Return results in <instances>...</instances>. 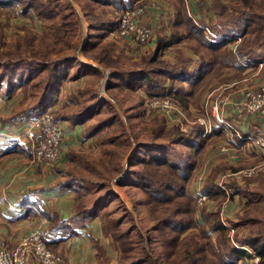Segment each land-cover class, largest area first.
I'll list each match as a JSON object with an SVG mask.
<instances>
[{
    "label": "rangeland",
    "instance_id": "obj_1",
    "mask_svg": "<svg viewBox=\"0 0 264 264\" xmlns=\"http://www.w3.org/2000/svg\"><path fill=\"white\" fill-rule=\"evenodd\" d=\"M66 1L72 4L73 9L66 8L64 0H60L61 6L59 8L62 12L71 14L70 17L77 15L76 17L80 19L82 28V31L75 36L74 42H77L79 37L83 38L85 42L87 22L83 16L82 8L88 1ZM262 1L254 0V3L257 4ZM44 2L45 0H36L37 6ZM255 12L264 14V10L260 8L256 9ZM19 16V12L18 14L0 13V23L3 25L2 31L5 37L3 38L4 42L12 41L13 31L23 30L22 27L24 26H22V20ZM231 18L229 16L228 19L223 17L216 19L215 28H217V23L220 21L227 22L226 28H230L234 22ZM32 22V18L26 20L28 25L32 24ZM256 22H258V19ZM25 28L28 31L32 30L33 25L31 28ZM250 29L246 33L244 32L242 39L236 35L240 39L239 42L233 40L230 44L231 50H236L235 52L239 54V60H232L237 62L239 66L241 65L242 70L235 71L231 69L232 72L227 70L219 78H215L204 92L200 93L199 98H201L197 106H193L194 103H189L190 110L187 112L182 107L183 111L186 112L184 113L186 114L184 118L190 122H196V124H188L183 119L179 120L178 124L182 128L185 125L188 126L190 131H192V136L196 130V125H199L198 123H211L213 121L212 114L215 112L212 108L213 105L221 112V108L226 109L224 97H228L230 94L234 97V92L241 91L244 88H257L264 82V67L258 65L264 61V42L257 44L245 42V39L248 38V33L252 31ZM41 32L42 28L40 31L33 30V33H27L32 37L31 45L36 44L38 46L41 44L44 46L42 49L49 47L51 48V54H55V51L61 54H70L71 51L67 49L64 51L58 49L53 36H44L48 34L47 29H43V36ZM261 32L264 33V28ZM226 38L227 36L224 37V39ZM106 39L109 42H113L119 48V51L121 49L126 50L129 46H132L130 55L124 54L119 57V51L113 53V57L120 62L128 64L131 63L126 61L128 58L132 56H134V59L137 58L135 57L137 46H133L127 42L128 40L117 36L115 31L111 32ZM206 39L209 40L208 37ZM78 43L74 44V53H76L77 57L84 62L91 61V63L93 62L102 67L97 62L90 60L88 56H84L80 49L77 48ZM252 47H254L251 49L252 51H246ZM238 50H241V53ZM244 51L246 52L244 53ZM2 52L5 53V62L0 63V65H16L20 63L28 65L26 63L32 64V61L26 59L35 58H24V55H12L6 49H3ZM119 54L122 53L120 52ZM171 59H175L173 54ZM112 63H115V61L112 60ZM102 70L100 81L98 80L99 83L97 82V84H90L91 79L86 83L76 81L75 84H69L70 81L66 83L65 80L64 84L56 90L52 99L55 102V100H61L60 98H62L64 103L67 104L70 103V94H76L80 88L85 91L90 90V92H94L96 89L100 97H103L106 102L108 101L113 106H111V111L103 110V112L86 123V129L92 134V138L72 143L71 146L63 150V156L60 161V170L64 180H72L71 182L82 192V195H79H81L84 204L87 205L92 214H96L95 218L100 219L105 244L99 248V262L101 264H108V261L110 262L109 264H194L191 262V258L195 261V258L202 256V226L206 225L203 215L208 217V221L211 220L214 223L217 220V215L220 214L218 216L220 217L219 220H221L220 222L224 224L225 228L231 226V223L232 225L233 223H239V231H235L232 226V229L226 233L228 238L225 237V239L222 238L221 240L219 231L209 229L208 242L214 245L215 250L227 256L230 254L229 250L231 248L242 249L240 244L234 241L233 238L242 239L251 230L264 228V149L259 147L256 150L257 159L259 160L241 162L235 165L232 171H227L229 174H226V172L222 173V170L218 171L220 172L219 175L225 178L223 189L217 184L220 194L215 197H206L202 193V188L205 185L203 180L205 175H208L211 171V167L208 165L214 160L213 158L209 160L210 162L207 161L210 154L206 151L213 144V141H220L219 137L214 136L215 140L213 141L208 139L203 150L202 147L199 150L198 147L190 146V137L188 136L190 132L187 134V131H184L181 127V130H179L177 126L167 124L166 122L168 121L162 114L146 108L145 99L153 96L146 92L149 86L142 84L136 89L132 86H128L130 89L124 88L122 84L108 86L106 84L108 71L104 67H102ZM34 80L42 82L41 86L35 85L30 88V84H25V88L16 91L17 93L15 92L16 98L14 97V102H20V98L28 97L25 100V104L28 103L31 104L29 106H33L36 103L35 101L32 102L30 98L34 95L36 97L40 96L42 85L47 78L36 77ZM228 80H236L237 83L224 84ZM163 82L162 78L154 82L156 83L155 92H160L155 93V95L162 94L164 90L167 91L172 86L181 90H189V86L185 84ZM204 85L206 86V84ZM1 86L4 88L3 85ZM201 88L202 84L191 86V89L195 92L194 96H197L199 93L197 90ZM62 93H64L65 98H63ZM4 97H7L4 91H0V99H4ZM221 98H223V102L220 101ZM69 109L73 110L72 107H69ZM59 110L65 113L71 112L64 107H59ZM112 114L115 116L113 123H107L103 128L95 120L96 118H106ZM235 114L238 117L232 115L230 118L225 119L232 123L235 128H239L240 136L231 132L225 133L228 137H225V141L222 142V145H224L222 147L225 148L224 151L221 150L223 154L228 151L227 148L236 147L234 146L235 143H246L249 141L245 136H251L241 131L239 122H242V116L248 119L249 116L255 114L239 112ZM260 118H264V116ZM95 126L100 127V129H95ZM176 129L178 133L184 134L185 137L181 136L175 139L174 136L168 135V133H171L169 131ZM107 132H112V136L115 137L114 144L106 145L100 143ZM160 132H163L162 135L164 137L166 135L165 140L160 139ZM210 133H212V129L206 136ZM196 142L198 145L200 144L198 141ZM251 142L254 141L251 140ZM152 155L155 158L151 157ZM230 157L234 160L238 158L237 153L234 151L230 154ZM154 159L175 164L176 166L182 164L183 167L179 168V171L174 166L178 174H181V171L189 170L192 166L189 183L181 185V182L175 179L169 180V182L161 181L159 178L164 180L168 178V170L163 168L161 172L156 168H151L148 163H154L151 161ZM214 170L213 167L211 173ZM214 172L216 173V170ZM235 188L240 190L237 193L239 197L236 200L237 205H235L237 209L232 211L231 216L226 217L227 202L232 200V193H236ZM201 196L204 197H202V201H199ZM170 198H174L173 200L177 205L174 203L163 204L164 200H169ZM201 210L203 211L202 216H200ZM158 215L160 220H158ZM176 228L180 229L177 230ZM236 233L238 238L235 236ZM120 237H123V239L120 240ZM260 238L264 241V231ZM125 239L130 244L131 249L123 257L120 251L121 242ZM97 249L96 246V251ZM244 249L249 257L239 260L237 264H259V258L247 247H244ZM106 253L109 254L108 261L105 259ZM200 264H202V261ZM212 264L217 263L213 262Z\"/></svg>",
    "mask_w": 264,
    "mask_h": 264
},
{
    "label": "trees",
    "instance_id": "obj_2",
    "mask_svg": "<svg viewBox=\"0 0 264 264\" xmlns=\"http://www.w3.org/2000/svg\"><path fill=\"white\" fill-rule=\"evenodd\" d=\"M64 1V6L66 8L73 9L72 4L66 0ZM87 1V4H85L82 8L83 16L87 22L85 42L83 41V38L81 39L80 37L77 42H74V38L77 33L82 31L80 19L76 17L77 15L70 17L71 14L69 15L66 14V12H62L59 8V6H61L60 0H45L44 3L38 6L36 4V0H17L13 2L0 0V13L18 14L19 12V18H21L22 26H24L22 27L23 30H16L12 32L11 42H4L3 38L5 37L2 31L3 25L0 23V63L5 62V53L2 52L3 49H6L7 52L12 55H24V58L35 57L32 59H26L28 61H32V64L26 63L28 65H25L24 63L16 65H0V91H4L7 96L6 99L15 100L14 97L16 98V91L25 88V84H30V88L35 85L41 86L40 84H42V82L34 79L36 77L47 78L46 82L42 85L43 87L41 88L42 91L40 96L36 97V95H34L30 98V100L32 99V102H36L33 106H29L31 104L28 103L25 104V100L28 97L20 98V102L17 101L16 106L12 110L13 114L7 119V123H9L7 125L13 126L11 124L19 122L23 119L29 120L35 118L50 108L53 115L55 114L54 117L57 120L66 123L71 131L74 127H79L82 129V136L84 140L92 138V134H90V132L86 129V123L93 119L94 116L103 112V110H106L107 112L111 111L112 106L108 103V101L106 102L103 97H100L96 89L94 92H90V90L85 91L80 88L76 94H70V103L67 104L64 103L63 99L55 100V102L51 100L54 98L56 90L63 84V82H65L66 79L78 81L83 77L85 79L84 83L91 79L90 84H97L98 80L100 81V77L102 75L100 70H97L90 65L81 63L76 53H74V44H77L78 42L77 48L80 49V52H82L84 56H88L90 60L97 62L108 71V86L122 84L124 88L132 86L136 89L139 86H142V84H145L146 86H149V89L146 92L153 96L155 93H160L155 92L154 88L156 87V83L154 82L158 81L160 78H162L165 83L176 82L189 86V90H181L178 87L172 86L171 89L159 94L172 98V100L181 108H185L186 112L190 110V105H188L189 103H194L193 106H197V103L201 98H199L200 93L204 92L207 89V86H210L215 78H219L222 74L226 73L227 70H230V72H232L231 69H234L235 71L242 70V66H239L237 62L233 61H236L239 56V54L235 52L236 50H231L232 47L230 44L233 40L224 39L222 37L223 35L229 38L239 36L240 39H242L244 32L246 33L248 29L251 28L250 30L252 31L248 33V38L245 39V42H253V44L264 42V33L261 32L264 28V14L254 13V11L258 8L264 10V0L257 4L254 3V0H212L211 7L214 14V21H210L211 23L209 27L217 33L215 34L217 37L213 40H207L203 35L202 30L196 27L187 17L183 1L175 0V18L172 23V35L170 39L159 40L156 47L150 51L137 46V54L135 55L137 58L134 59V56L128 58L126 61L131 63L126 64L113 57V53H116V51L118 52L119 48L113 42H109L106 38L111 34V32L115 31L120 11L128 8L131 5V1ZM229 16H231V19L234 20L230 28H226L228 23L222 21L218 22L217 28H215L214 25L216 19L222 17L228 19ZM31 18L33 19V22L28 25L26 20ZM255 18L258 19V22H256L257 19L255 20ZM32 25V30H26L27 28L25 27L31 28ZM41 28L42 36L44 35L43 29H47L48 34L44 36H53L55 44L58 45V49L62 51L67 49L68 51H71L70 54H61L58 51H55V54H51V48L49 47L42 49L44 46L41 44L38 46L36 44L31 45L32 37L27 33H33V30L40 31ZM181 45L186 46V48L199 57L200 65L191 75L187 71V65L190 63V59L183 56L180 50L175 55V59L173 60L167 55V50L174 49ZM253 48L254 47L249 48L246 51H250ZM238 51L241 53V50ZM246 51H244V53ZM120 52L122 53V49L118 52L119 57L121 55L119 54ZM138 57L140 58L138 59ZM112 60L115 61V63H112ZM198 84H202V88L197 90L199 93L197 96H194L195 92L191 89V86H196ZM204 84H206V86ZM1 85H3L4 88H2ZM59 107H64L68 111H71L69 107H72L73 110L65 113L60 111ZM114 118L115 116L112 114L106 118H96L95 120L99 123V126L103 128L105 127V124L113 123ZM166 123L169 124L168 122ZM94 128L100 129L98 126H95ZM177 128L181 130L180 127L177 126ZM195 128L196 130L193 136L190 128L187 130V134L190 132V135H188L190 137V146L198 147L199 150L201 147L202 150L204 149L205 142L208 139L213 141L215 140L214 136H218L220 139L223 134V128L213 126L212 133L206 137L204 136V138L202 137L203 130L201 126L196 125ZM5 130L8 129L5 128ZM169 132L171 133L167 132L168 135L174 136L175 139L181 136L185 137L184 134L180 132L179 134L177 129ZM162 134L163 132H160L159 137L160 139L165 140L166 135L164 137ZM102 139L103 140L100 143L106 145L114 144L115 141V137L112 136V132H107L106 136L102 137ZM79 141L81 140L78 139L77 142ZM196 141L200 144L198 145ZM151 157L155 158L153 155ZM151 161L154 162L152 164L148 163L151 168H156L161 172L163 168L168 170L167 179L164 180L158 177L161 181L169 182V180L171 181L175 179L179 180L181 185L189 183L191 174L190 170H192V166L189 170L181 171V174H178L175 171L174 166L179 171V168L183 167L182 164L176 166L175 164L163 162L158 159ZM215 170L217 173L218 171H223L224 169L219 167ZM52 171L60 173L64 180V176L61 173L60 168H54ZM188 171L189 173H187ZM214 171L213 173L210 172L207 175L205 185L202 188V193L206 195V197H215L220 194L217 189L218 183L215 185L213 182L216 175ZM71 181L72 180L68 179L63 182L65 187L64 189L69 192L72 191L76 201L75 212L70 220L76 221L78 224H84V222L95 218L96 214H92L90 212V209L82 200V192ZM239 191L240 190L238 188H235L236 193ZM173 199L174 198L164 200L163 204L174 203L177 205ZM202 212L203 211L201 210L200 216H202ZM219 215L220 214L217 215V220L214 223L211 220L208 221V217L203 215L206 225L202 226V256L195 258V261L191 258V262L194 264H197L198 262L200 264L201 261L202 264H212L213 262L217 264H237L239 260L249 257L244 249V247H247L256 257L259 258V264H264V241L260 238L264 228L251 230L242 239L237 237V232L235 236L238 239L233 238V240L240 244L242 249L236 250L231 248L229 250L230 254L227 256L214 249V245L208 242L210 228L220 232L221 240L222 238L225 239V237L228 238L226 233L232 229V226L235 228V231H239L238 229L240 227L239 223H233V225L231 223V226L225 228L224 224H222V222H220L221 220H219ZM158 220H160V218ZM49 222V231L52 234H58L57 231H59V224L53 218H50ZM242 222H244V220H242ZM63 226L67 229L68 222H64ZM63 226H61V229L65 230ZM176 229L179 230L180 228ZM119 239L122 240L123 237H120ZM130 249L131 246L126 239L121 242L120 252L123 257L130 251ZM99 264H101V262H99Z\"/></svg>",
    "mask_w": 264,
    "mask_h": 264
},
{
    "label": "crops",
    "instance_id": "obj_3",
    "mask_svg": "<svg viewBox=\"0 0 264 264\" xmlns=\"http://www.w3.org/2000/svg\"><path fill=\"white\" fill-rule=\"evenodd\" d=\"M129 1H131V5L134 2H139L148 6L142 22L144 25L149 26L155 35L151 48H148L149 51L156 47L159 40L170 39L172 23L175 18V0H125V2ZM182 1L187 17L196 27L202 30L203 35L208 37L209 40L216 38L217 35L215 34L217 33L209 27L210 21H214L211 7L212 0ZM204 28L208 29L212 35L208 36ZM226 39L234 40V37H227ZM131 47L129 46L128 49L122 50L121 55H130ZM179 50L183 56L190 59L187 71L190 75L193 74L200 65L199 57L184 45L167 50V54L170 58L172 54L175 57ZM79 61L100 70V72L103 71L102 67L93 62L91 63V61L84 62L80 58ZM231 76L233 75L231 74ZM68 81H70L69 84L76 83V80L73 79H66V83ZM84 81L85 79L82 77L77 82L84 83ZM236 83V80H228L224 84ZM62 94L63 98H65L64 93ZM234 94V97L232 94L224 97L226 110L223 111V114L227 119L232 115L237 116L232 112L234 108L231 103L236 101L240 92L237 91ZM6 98L0 99V244L13 248L30 227L42 223L47 232L49 248L61 256V264H99V248L105 244L100 220L93 218L84 222V224H78L76 221L70 220L76 208L73 192L64 189V180L60 173L50 170L43 161L35 158L32 142L14 137L24 131L28 120L23 119L11 124L13 126L7 125L9 124L7 119L13 114L12 110L16 106L17 101L14 102L13 99L8 100ZM220 101L223 102V98ZM260 117L262 116L251 115L248 119H241L242 122L238 120L241 131L250 134L253 138L264 139V118ZM5 128L8 130H5ZM226 132L223 129L220 141H214L206 151L210 154L207 161L214 158L213 161H209L210 165H208L211 167V171L213 167L214 169L221 167L224 169L222 173L226 172V174H229L227 171H232V168H235V165L241 162L259 160L256 155L257 151L252 149L251 141L246 143L237 142L235 145L237 148H227L228 151L225 154L221 153L220 148L224 146L222 142L225 141V137H228V135H225ZM5 134L13 137H6ZM82 135V129L79 127H74L72 131L67 132L65 138L66 147L63 150L71 146L72 143H76L78 139L84 140ZM233 151L237 153L238 158L236 160L230 157ZM60 164L58 163L56 168H60ZM219 173L217 172L214 177V184H217L222 178ZM206 178L207 175H205L203 183H205ZM238 197L237 193H232V200L227 202L226 217L231 216L232 211L237 209L235 205H237L236 200H238ZM50 218H53L59 224L58 234H52L49 231ZM66 221L68 222L67 229L63 226ZM61 226L65 230H62ZM105 259L109 260L108 253L105 254Z\"/></svg>",
    "mask_w": 264,
    "mask_h": 264
},
{
    "label": "built area",
    "instance_id": "obj_4",
    "mask_svg": "<svg viewBox=\"0 0 264 264\" xmlns=\"http://www.w3.org/2000/svg\"><path fill=\"white\" fill-rule=\"evenodd\" d=\"M147 8L148 6L146 4L134 2L131 6L120 12L117 18V28L115 29V34H117V36L124 40H128L127 42H130L129 44L133 46L142 47L144 50H148L149 47L151 48V44L155 37L151 28L144 25L142 22ZM204 31L208 36L212 35L208 29L204 28ZM234 41L239 42L240 39L234 37ZM258 65L262 67L264 63L262 62ZM239 92L240 94L237 96L238 100L231 103L234 108L232 112L236 111L239 113L255 114V116H264V82L257 88H244ZM144 104L146 108L162 114L170 125L181 127L178 124L181 119L187 121L188 124H196V122H190L185 119L184 117L186 114H184L185 112L182 108L165 95L150 96L145 99ZM212 108L215 110L214 114H212L213 121L211 123H198L203 130L202 137L206 136L213 126L223 128L229 133L231 132L240 136L239 128H235L232 123L225 119L223 111L226 109L224 110L221 108V112H219L214 105ZM239 117L241 116L239 115ZM241 118H244V116ZM182 129L187 131L189 127L185 125ZM70 131L67 124L57 120L51 110L48 109L41 115L29 119L24 127V131L14 137L32 142L35 158L43 161L46 167L53 170L62 159L66 134ZM5 135L6 137L9 136L7 134ZM237 136L235 137L240 139ZM9 137L11 138L13 136L10 135ZM245 138L249 141H254L252 142V149L257 150L259 147L264 149L263 139H253L251 136H245ZM221 150L224 151L225 148L221 147L220 151ZM224 179L225 178L222 177L218 183L221 189H223ZM202 197L204 196H201L199 201H202ZM61 263V256L53 252L48 246L47 232L42 223L30 227L20 238L15 247L9 248L0 244V264Z\"/></svg>",
    "mask_w": 264,
    "mask_h": 264
}]
</instances>
